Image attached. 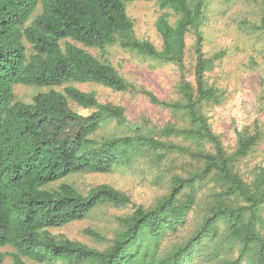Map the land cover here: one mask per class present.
Segmentation results:
<instances>
[{
    "label": "trees",
    "instance_id": "1",
    "mask_svg": "<svg viewBox=\"0 0 264 264\" xmlns=\"http://www.w3.org/2000/svg\"><path fill=\"white\" fill-rule=\"evenodd\" d=\"M130 1L0 0V248L14 249L15 264H264V163L251 167L246 161L264 133L256 120L237 131L230 150L211 125L206 106L221 103L224 93L208 73L226 50H203L204 0H155L161 47L137 36ZM259 26L264 33V14ZM188 34L195 40L191 47ZM113 45L175 66L176 99L138 89L104 54L88 49L105 53ZM190 50L193 79L187 77ZM72 83L140 92L175 121L156 126L147 117L133 118L123 105L101 102L95 91ZM16 84L48 90L24 102L16 97ZM139 162L157 168V180L169 173L166 192L148 207L108 183L85 194L66 181ZM105 206L131 211L115 216L111 238L85 229L92 239L108 242L103 249L50 231ZM191 216L197 226L166 244ZM4 258L0 249V264Z\"/></svg>",
    "mask_w": 264,
    "mask_h": 264
},
{
    "label": "rangeland",
    "instance_id": "2",
    "mask_svg": "<svg viewBox=\"0 0 264 264\" xmlns=\"http://www.w3.org/2000/svg\"><path fill=\"white\" fill-rule=\"evenodd\" d=\"M127 11L135 22V31L140 39H148L161 47L162 38L156 28V21L161 14L157 1L135 0L127 2ZM264 14L262 0H204L205 22L203 31V50L212 55L219 50L226 54L219 60L215 68L208 73L210 83L223 92L222 102L206 106L211 125L219 133L225 145L233 150L237 143V131L251 126L259 121L264 133V33L260 29V21ZM194 36L188 34L187 43L191 47ZM97 56L110 59L120 73L138 89L146 88L155 92L161 99H176L175 85L178 81V69L171 66L158 65L144 61L141 57L123 50L117 45L108 47L105 53L96 48H88ZM193 49V48H191ZM104 54V56H103ZM192 51L187 55L189 71L187 77L193 79L192 64L195 60ZM86 91H95L101 102L111 101L126 107L133 118L147 117L152 124L164 126L169 121H175L169 110L151 103L140 92H119L98 83H72ZM48 90L36 85L16 84L14 91L18 100L32 102L33 96ZM74 109L89 113V110L71 102ZM182 123V121H178ZM112 125L101 131V134L111 131ZM171 160L172 159L171 157ZM247 163L253 167L264 163V139L258 149L248 157ZM171 162V161H170ZM170 162L165 165L169 166ZM158 169L145 162H139L132 167H119L106 174L78 173L68 177L66 181L74 184L83 193L90 187L108 183L132 196L137 204L146 207L166 192L168 171L165 178L157 180ZM130 208L118 209L112 206L100 207L90 217L73 221L65 226L51 228L56 235L64 234L71 239L81 241L91 247L103 249L106 241H97L85 234V229H96L104 236L111 238L116 228L115 216L125 215ZM179 234L167 239L181 241L187 237L198 224L192 216ZM5 258L2 264H15L14 249L9 246L0 248ZM26 264L40 263L25 259ZM54 264H64L62 262Z\"/></svg>",
    "mask_w": 264,
    "mask_h": 264
}]
</instances>
